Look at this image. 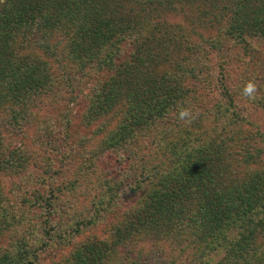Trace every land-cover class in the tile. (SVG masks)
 I'll return each instance as SVG.
<instances>
[{"label": "trees", "instance_id": "1", "mask_svg": "<svg viewBox=\"0 0 264 264\" xmlns=\"http://www.w3.org/2000/svg\"><path fill=\"white\" fill-rule=\"evenodd\" d=\"M169 12L186 26L168 23ZM203 27L238 45L243 62L250 42L264 40V0H0V237L17 228L0 264H37L53 249L67 250L58 264H137L141 250L128 251L137 237L168 244L151 264H167L174 249L189 253L182 264H264V132L226 84L227 55L215 80L210 56L224 45ZM90 72L99 79L83 123L97 126L98 148L55 189L46 156L60 153L55 121L39 125V152L8 150L2 137L22 135L55 89ZM214 81L220 93L207 109L200 87ZM259 84L254 98L241 90L254 111H264ZM109 154L123 182L99 166ZM10 173L22 192L13 216L1 182ZM121 190L130 205L119 213ZM64 191L71 200L56 196ZM109 220L108 235L73 243Z\"/></svg>", "mask_w": 264, "mask_h": 264}, {"label": "rangeland", "instance_id": "2", "mask_svg": "<svg viewBox=\"0 0 264 264\" xmlns=\"http://www.w3.org/2000/svg\"><path fill=\"white\" fill-rule=\"evenodd\" d=\"M165 20L168 23L174 24L175 26H186L185 18L181 14H166L164 16ZM203 36L205 40L208 39H216V42H220L224 45L223 50L220 53L212 54L210 56V64L213 67V72L215 76V80L217 76V66L219 64V57L222 55H227L226 61L229 62L227 69L225 72V79L228 81L226 84L229 86L231 92L238 96V103L240 107H242L245 111V118L247 121L251 122L254 126L258 127L260 130L264 132V111L263 110H252L254 107L253 103L250 102L244 95H242L241 90L247 85L250 81L254 82L258 87L259 81L264 80V40H252L250 42V54L247 57H244V61L239 58L243 55V50L239 48V46H233L231 43L224 42L220 40L219 34L216 29H208L207 27L200 28L196 30ZM207 44V43H206ZM232 45V46H231ZM227 49L228 52H225ZM230 49V51H229ZM214 52V51H213ZM233 52V53H232ZM60 73V72H59ZM58 73V74H59ZM73 84L70 86H60L56 90L58 96L57 101L54 103H46L44 107H42L39 111L35 112V117L32 119V123L23 130L22 135H12L4 133L2 139L4 140V145L9 144L8 150H17L21 148H25L28 152H39L42 150V147L38 146V144L44 141L43 133L41 132L39 125L44 120H51L50 122L55 121L56 128V145L60 148V153L55 155L54 153L47 154L49 156L48 161L52 163L51 172V181L53 182V188L57 189L58 187H62V185L67 181L66 178L69 177V172L72 171L75 165L80 164L84 161V157H87V152L90 149H97L99 144V135L98 137L94 136V132L96 131L97 126L89 125L86 126L83 123V115L87 109L88 104V94H90V90L94 87V84L99 79V76L95 75L94 72H90V76H72ZM220 78V76H219ZM224 78L222 80H225ZM246 80L245 82L242 80ZM221 80V81H222ZM242 80V82H240ZM60 85V84H59ZM212 87V88H211ZM219 89L220 86L214 81L210 88L200 87V92L203 93V101L204 107L209 109L219 97ZM260 92V91H258ZM244 101V102H243ZM242 102V103H241ZM171 118L173 115L170 116ZM171 118L169 119L171 121ZM67 122V124H66ZM69 125L67 129V134L65 133L66 127L64 125ZM252 124L250 126H252ZM246 125V124H245ZM249 126V127H250ZM65 142V145L63 144ZM97 146V147H96ZM149 146V145H148ZM67 156V161L64 162L66 166V170L61 168L62 164L59 165V157L61 155ZM62 155V156H63ZM47 161V162H48ZM99 166L101 168L105 167L106 172H108L109 176L114 178L115 180H124V171H122L119 161L114 159L113 155H106L104 158L99 160ZM61 169L63 171H61ZM62 175L66 176L61 178ZM123 172V173H122ZM11 174V173H10ZM4 185V193L6 194L8 200L10 201V208L6 206L9 211V214L13 216L15 212H18L19 205H14V202L17 201V196L22 192L16 191V184H20L19 179L15 177L14 174L6 175V177L1 180ZM51 185V182L48 183ZM47 185V183H46ZM78 186H76L77 188ZM63 188V187H62ZM49 189V187H48ZM78 190V189H77ZM122 190L119 192L121 194ZM67 191L56 194V196L61 200H71L68 198ZM128 196L126 191L122 192L120 198V204L116 211L121 213L124 208L128 207L130 204L128 202ZM83 199V198H82ZM75 205L78 206L81 204L85 206L88 200L79 201ZM19 204V203H18ZM115 211V209H113ZM27 217L32 219L34 218V214L32 212L25 211ZM113 223V220H109L106 225L98 224L97 227L85 229L79 236L76 238L73 243L84 242L90 238H102L109 234L108 227ZM17 228H13L10 232H8L3 237H0V251H4V249L8 248L10 240H12L16 234ZM146 237V236H145ZM132 246L128 250L129 252H135L137 250H141V253L137 255H131L133 260L138 261L139 264L143 262V264H151L152 260H156L155 249L160 247V250H165L166 253L169 254L168 244L166 242H161L152 238L153 241H149L146 238L140 240V237L137 239H133ZM129 246V245H128ZM124 249V248H123ZM67 250L65 249L63 252L58 251V249L53 250H45L39 257V262L37 264H58V262L65 256ZM1 254V253H0ZM189 253L184 252L181 254L178 249H174L171 252V257H168L166 260L167 264H171L172 261H175V264H182L183 262H188L187 256ZM164 258V257H163ZM137 263V264H138ZM158 264V263H157Z\"/></svg>", "mask_w": 264, "mask_h": 264}, {"label": "clouds", "instance_id": "3", "mask_svg": "<svg viewBox=\"0 0 264 264\" xmlns=\"http://www.w3.org/2000/svg\"><path fill=\"white\" fill-rule=\"evenodd\" d=\"M256 92V84L254 82H249L246 87L244 88V95L249 97V98H254V94ZM188 115L187 110H181L180 111V117L184 118L185 116Z\"/></svg>", "mask_w": 264, "mask_h": 264}]
</instances>
